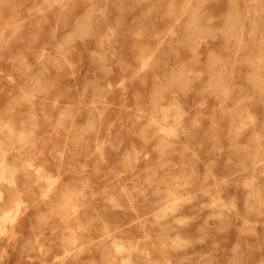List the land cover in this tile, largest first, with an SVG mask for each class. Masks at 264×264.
<instances>
[{
  "label": "rangeland",
  "instance_id": "rangeland-1",
  "mask_svg": "<svg viewBox=\"0 0 264 264\" xmlns=\"http://www.w3.org/2000/svg\"><path fill=\"white\" fill-rule=\"evenodd\" d=\"M0 264H264V0H0Z\"/></svg>",
  "mask_w": 264,
  "mask_h": 264
},
{
  "label": "bare ground",
  "instance_id": "bare-ground-1",
  "mask_svg": "<svg viewBox=\"0 0 264 264\" xmlns=\"http://www.w3.org/2000/svg\"><path fill=\"white\" fill-rule=\"evenodd\" d=\"M164 208V207H163Z\"/></svg>",
  "mask_w": 264,
  "mask_h": 264
}]
</instances>
